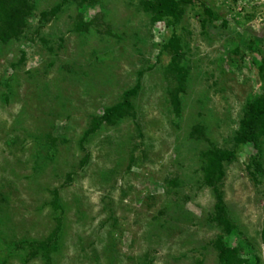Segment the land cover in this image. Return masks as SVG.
I'll return each mask as SVG.
<instances>
[{"label":"rangeland","instance_id":"rangeland-1","mask_svg":"<svg viewBox=\"0 0 264 264\" xmlns=\"http://www.w3.org/2000/svg\"><path fill=\"white\" fill-rule=\"evenodd\" d=\"M141 1L68 0L41 20L61 0H33L24 32L0 42V264H44L16 243L58 220L52 264H218L220 235L239 264H264V134L260 171L248 168L252 142L224 163L226 235L201 171V152L233 148L245 103L264 90V0H187L177 21L152 20ZM78 14L93 20L86 31ZM173 35L187 72L178 112ZM134 87L132 115L83 139ZM197 123L203 136H190Z\"/></svg>","mask_w":264,"mask_h":264},{"label":"trees","instance_id":"trees-1","mask_svg":"<svg viewBox=\"0 0 264 264\" xmlns=\"http://www.w3.org/2000/svg\"><path fill=\"white\" fill-rule=\"evenodd\" d=\"M68 0H61L60 3L54 5L48 10H43L40 13L41 20H49L56 16L62 8V4ZM78 6L84 4H92L96 0H73ZM141 5L144 11L150 13L152 20H162L163 18H171L175 21L179 20L184 12V8L187 5V0H142ZM34 8L33 0H0V42L7 43L12 39L18 38L27 26V18L31 15ZM206 15L213 16L211 8H205ZM77 22L75 29L78 31H86L92 24L93 20L84 21L81 14L77 15ZM169 46L172 48L171 60L168 65V71L174 76L176 86L173 91L170 92L172 103L175 110L179 111V98L178 93L185 88L186 69L180 65L182 53L179 52L180 38L177 35H173L168 40ZM259 72L264 73V64L258 67ZM135 87L128 89L124 92L123 100L116 104L106 107L103 113L98 116H93L92 120L84 131L83 139L89 134L98 129L102 123L113 124L117 120L126 115H132V105L129 102V97L136 91ZM203 125L197 123L191 128L190 136L200 137L203 136ZM262 134H264V90L259 95L248 100L243 108L242 116L239 120L238 127L234 133L233 141L234 147L230 149L219 148L212 145L201 152L202 165L201 171L203 176V184L212 188L215 194V215L213 220L222 229L224 235L230 233L232 229V221L230 220L222 199L221 194L218 191V184L224 178V163L230 162L235 159L236 151L235 147L241 143L252 142L255 153L250 158V166H253L255 170H261V144ZM87 161V157L81 160V164L84 165ZM54 207H59L57 203V197L55 192ZM61 207V206H60ZM61 224H56L50 233L40 240L21 239L17 242V246L22 242H25L30 247V255H40L44 264H52V253H55L58 245V235L61 230ZM222 235L217 237L214 241V246L217 249L218 264H239L246 263L245 258H236V250L227 247L223 240Z\"/></svg>","mask_w":264,"mask_h":264}]
</instances>
